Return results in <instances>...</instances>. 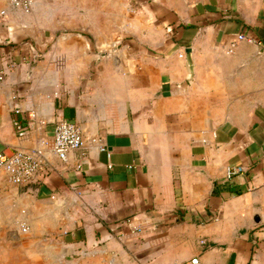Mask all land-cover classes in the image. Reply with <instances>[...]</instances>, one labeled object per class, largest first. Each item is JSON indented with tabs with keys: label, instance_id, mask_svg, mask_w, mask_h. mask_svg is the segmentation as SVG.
Returning <instances> with one entry per match:
<instances>
[{
	"label": "crops",
	"instance_id": "obj_1",
	"mask_svg": "<svg viewBox=\"0 0 264 264\" xmlns=\"http://www.w3.org/2000/svg\"><path fill=\"white\" fill-rule=\"evenodd\" d=\"M239 33L264 41V0H0V152L43 165L0 168V264H264V47Z\"/></svg>",
	"mask_w": 264,
	"mask_h": 264
},
{
	"label": "built area",
	"instance_id": "obj_2",
	"mask_svg": "<svg viewBox=\"0 0 264 264\" xmlns=\"http://www.w3.org/2000/svg\"><path fill=\"white\" fill-rule=\"evenodd\" d=\"M11 3L15 7L23 8L25 10H30L32 7V0H11ZM248 40L250 42H256L260 46L264 47V41L253 36H249L245 33H239L237 35V40ZM237 41H233L235 44ZM15 112H20L19 107H14ZM16 130L18 135H24L28 128L29 123H24L20 118L14 120ZM84 144V134L80 124L76 121L69 119H59L55 122L54 133H53V147L57 155L66 160L70 151L79 149ZM38 153L41 150L37 151ZM43 167L42 160L36 155L16 148L12 151H1L0 152V168L7 169L13 180L20 185H28L36 181L35 176L38 171ZM244 168L242 166L234 167L229 171V175L235 172H243ZM27 230L28 227L23 228ZM200 243L205 245L207 243L206 238H201ZM200 257L198 255L191 256L190 258L182 261L175 262L173 264H199Z\"/></svg>",
	"mask_w": 264,
	"mask_h": 264
}]
</instances>
